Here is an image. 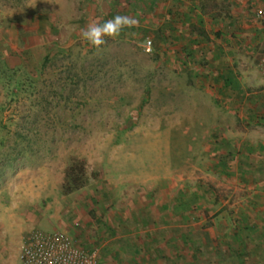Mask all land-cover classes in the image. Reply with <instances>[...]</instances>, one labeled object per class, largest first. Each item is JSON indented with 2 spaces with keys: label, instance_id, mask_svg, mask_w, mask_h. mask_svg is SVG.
I'll list each match as a JSON object with an SVG mask.
<instances>
[{
  "label": "rangeland",
  "instance_id": "374dc122",
  "mask_svg": "<svg viewBox=\"0 0 264 264\" xmlns=\"http://www.w3.org/2000/svg\"><path fill=\"white\" fill-rule=\"evenodd\" d=\"M165 10L162 0H0V264H19L32 230L100 251L108 220L138 194L156 207L197 192L194 227L254 196L263 211L264 183L240 182L220 141L264 146V37L235 58L241 70L226 89L215 80L213 24L168 21ZM116 15L137 24L99 50L82 39Z\"/></svg>",
  "mask_w": 264,
  "mask_h": 264
},
{
  "label": "crops",
  "instance_id": "0c3cea01",
  "mask_svg": "<svg viewBox=\"0 0 264 264\" xmlns=\"http://www.w3.org/2000/svg\"><path fill=\"white\" fill-rule=\"evenodd\" d=\"M191 1L162 0L168 13L165 19L169 21L179 15L187 21L199 19L202 24H213L216 31L211 37L210 53L218 63L215 80L220 82L219 87L230 88V82L224 79L232 81L235 69L241 70L233 64L235 58L251 54L264 37V24L254 19L255 9L264 0ZM250 20L253 24H247ZM255 81L260 83L259 79ZM188 194L174 196L172 203L156 207L138 194L127 212L114 214L108 220L115 222V226L107 231L110 240L99 251L102 261L105 264H264L260 245L264 208L262 211L259 207H244L231 213L218 209L212 214L211 226L194 227L195 224H186L191 206H181L178 200ZM193 194L198 199L197 192ZM197 245L210 247V254L204 256L200 249H195Z\"/></svg>",
  "mask_w": 264,
  "mask_h": 264
},
{
  "label": "built area",
  "instance_id": "2783aa9c",
  "mask_svg": "<svg viewBox=\"0 0 264 264\" xmlns=\"http://www.w3.org/2000/svg\"><path fill=\"white\" fill-rule=\"evenodd\" d=\"M254 19L264 24V3L254 11ZM151 41L144 39L143 48L151 50ZM257 67L264 75V50ZM19 264H102L98 249L85 251L61 232L30 231L22 246Z\"/></svg>",
  "mask_w": 264,
  "mask_h": 264
},
{
  "label": "trees",
  "instance_id": "16d2710c",
  "mask_svg": "<svg viewBox=\"0 0 264 264\" xmlns=\"http://www.w3.org/2000/svg\"><path fill=\"white\" fill-rule=\"evenodd\" d=\"M193 2L194 0L191 1V3ZM187 23H190V22H187ZM202 35H203V32L201 30H199L198 33L195 34L196 37L202 36ZM226 81L231 82L230 80L228 81L224 79V82ZM239 93H240V96L243 95L242 92H239ZM263 103H264V100H263ZM220 143H221V146L227 148V151L225 152V154H223V158H226V159H221V161L223 160L227 161V158L230 156L236 157L237 163H236L235 168H236L237 177L240 182L250 183L253 185L264 183V146L257 144L256 146L253 147L247 141H242L239 143V145H235L231 141H220ZM221 161H220V164L216 165L215 167L216 168L220 167L224 171L222 173H225L226 175L229 174L228 170L225 168L226 167L225 162H221ZM67 179L68 177L65 173L64 180L67 181ZM71 182L72 180H70V183ZM193 193L194 192H191L190 194L185 195L184 198L182 197L181 199H178L180 205L189 207L196 200ZM257 198L258 196L252 197V200L247 205L248 208L256 207V202L258 201ZM263 220H264V215H263ZM260 235H261L260 245L264 253V225L262 226V229L260 230Z\"/></svg>",
  "mask_w": 264,
  "mask_h": 264
},
{
  "label": "clouds",
  "instance_id": "9594fccd",
  "mask_svg": "<svg viewBox=\"0 0 264 264\" xmlns=\"http://www.w3.org/2000/svg\"><path fill=\"white\" fill-rule=\"evenodd\" d=\"M136 24L137 20L134 17L116 15L113 19L107 20L103 24L90 23L85 29L81 30L82 39L99 50L107 43L105 37L116 39L122 29L134 27Z\"/></svg>",
  "mask_w": 264,
  "mask_h": 264
}]
</instances>
